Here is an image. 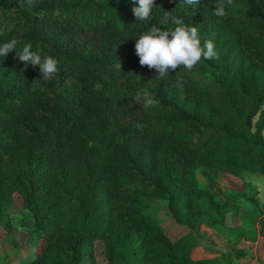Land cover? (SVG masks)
Listing matches in <instances>:
<instances>
[{
    "label": "trees",
    "instance_id": "trees-1",
    "mask_svg": "<svg viewBox=\"0 0 264 264\" xmlns=\"http://www.w3.org/2000/svg\"><path fill=\"white\" fill-rule=\"evenodd\" d=\"M155 3L138 22L132 0H0V43L15 38L17 51L31 44L59 61L43 81L15 51L0 56V218L17 190L36 244L26 264H95L98 241L109 264H210L193 257L195 233L171 241L142 198H164L177 217L211 228L206 213L218 217L225 203L198 187L199 167L264 177V0H233L221 18L215 0ZM165 10L197 27L219 59L156 80L135 39L152 25L174 28L160 23ZM142 89L159 103L137 104Z\"/></svg>",
    "mask_w": 264,
    "mask_h": 264
},
{
    "label": "rangeland",
    "instance_id": "rangeland-1",
    "mask_svg": "<svg viewBox=\"0 0 264 264\" xmlns=\"http://www.w3.org/2000/svg\"><path fill=\"white\" fill-rule=\"evenodd\" d=\"M195 179L199 188L225 203L218 217L213 212L206 213L208 217L214 216L217 224L207 227L200 218L195 225L190 224L182 216L173 214L166 199L143 197L142 202L164 235L176 241L188 233H195L199 247L193 257H208L210 264H264V236L259 231L260 222L264 226V178L246 176L239 179L199 167ZM6 204L0 218V264H26L36 250L34 240L30 239L32 217L17 190H10ZM200 206L209 210L207 198L200 200ZM93 254L95 264H109L102 242L94 244ZM83 264H91L87 256Z\"/></svg>",
    "mask_w": 264,
    "mask_h": 264
},
{
    "label": "clouds",
    "instance_id": "clouds-1",
    "mask_svg": "<svg viewBox=\"0 0 264 264\" xmlns=\"http://www.w3.org/2000/svg\"><path fill=\"white\" fill-rule=\"evenodd\" d=\"M33 2L34 0H27L29 6ZM132 2L134 5H138L131 10L135 19L138 22L150 21L152 10L156 8L155 0H132ZM200 2L201 0H183V3L189 6L199 5ZM232 3L233 0H215L213 14L218 18L224 17L227 14L226 7L231 6ZM18 7L24 8L25 0H18ZM170 13V11L165 10L160 23L162 25L167 24L171 19L175 25L174 28L164 29L152 25L135 39V54L139 57L140 65L142 67L147 66L150 71L155 70L156 80H163L170 75V72H175L177 68H185L191 71L202 59H219V54L211 40L204 41L202 44L197 27L186 24L182 19L171 16ZM2 35L3 30H0V36ZM18 44L19 41L15 38L0 43V56L7 57L9 53L15 51L16 59L23 62L25 66L24 70L27 69L28 65L39 66V75L43 81L51 80L59 72V61L56 58L50 55L41 57L32 50L31 44H24L22 49L17 51ZM15 73L16 71L13 70L11 75L14 76ZM178 73L175 75L173 87L183 93L185 82ZM134 100L137 104L143 101L142 106L144 108L159 103L150 97L147 90L143 89ZM134 127L138 131H142L144 125L137 122Z\"/></svg>",
    "mask_w": 264,
    "mask_h": 264
},
{
    "label": "crops",
    "instance_id": "crops-1",
    "mask_svg": "<svg viewBox=\"0 0 264 264\" xmlns=\"http://www.w3.org/2000/svg\"><path fill=\"white\" fill-rule=\"evenodd\" d=\"M264 178V177H263ZM259 212H261L260 210H259ZM260 214V213H259Z\"/></svg>",
    "mask_w": 264,
    "mask_h": 264
}]
</instances>
